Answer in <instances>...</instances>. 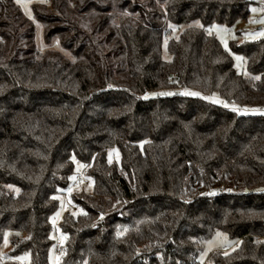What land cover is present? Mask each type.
I'll list each match as a JSON object with an SVG mask.
<instances>
[{
    "label": "trees",
    "instance_id": "obj_1",
    "mask_svg": "<svg viewBox=\"0 0 264 264\" xmlns=\"http://www.w3.org/2000/svg\"><path fill=\"white\" fill-rule=\"evenodd\" d=\"M253 3L38 0L60 51L38 48L34 21L0 0V264H52L63 193L81 213L59 223L58 264H200L217 231L238 243L210 264H264V38L231 41L245 76L209 31ZM173 25L185 27L167 60ZM76 163L92 193L70 192Z\"/></svg>",
    "mask_w": 264,
    "mask_h": 264
},
{
    "label": "rangeland",
    "instance_id": "obj_2",
    "mask_svg": "<svg viewBox=\"0 0 264 264\" xmlns=\"http://www.w3.org/2000/svg\"><path fill=\"white\" fill-rule=\"evenodd\" d=\"M38 0H16V2L22 8L24 14L35 23L36 27V43L38 48L45 50L47 48L56 49L62 51L59 40L55 38L50 44H46L44 40L43 26L40 22L34 19L32 4ZM193 24L201 25L200 21H195ZM173 31L171 36H168L164 39L163 43V57L167 60L171 59V56L168 51V41L170 38H176L179 36L182 29L185 25L180 26L173 25ZM209 31L213 33L219 39L220 43L231 52L236 70L239 73L248 76L249 72L247 70L244 57L241 54L234 53L231 50L230 43L231 41L237 39L239 42L244 41H254L264 38V0H254V3L250 7V14L247 20L238 21L233 26H227L223 24L214 23L209 27ZM239 57L240 59H237ZM156 93H149L148 96H155ZM109 159L112 162L120 163L121 157L120 152L117 148H113L109 153ZM76 173L80 174L82 179L76 183V187L71 189L70 192L84 191L86 193H92L93 183L91 178L86 177L82 173V166L79 163L75 165ZM60 200V209L52 217L53 231L52 237L55 240V244L50 252V260L52 264H58L60 255L57 251L58 245H61L65 242L66 237L63 235L59 229V223L65 212L69 211L74 215L81 213V210L75 206L69 198V193H63L59 195ZM218 233L220 235H218ZM238 241L232 239L228 234L217 231L210 238L204 241L203 250L199 255L200 264H210L209 256L214 252H229L233 251L236 248ZM10 248L9 234L6 235L3 246L0 249V254L5 257ZM21 264H30L29 255H22L20 258Z\"/></svg>",
    "mask_w": 264,
    "mask_h": 264
},
{
    "label": "snow or ice",
    "instance_id": "obj_3",
    "mask_svg": "<svg viewBox=\"0 0 264 264\" xmlns=\"http://www.w3.org/2000/svg\"><path fill=\"white\" fill-rule=\"evenodd\" d=\"M18 2H19V0H18ZM260 35H264V33H260ZM237 59H240L239 57H237ZM256 79H259V77H255ZM186 95H199V93H194V92H192V93H185ZM162 95H169V93H163ZM226 106V105H225ZM253 111H259V112H261V114H264V110H253ZM261 191H264V190H261ZM218 235H220L219 233H218Z\"/></svg>",
    "mask_w": 264,
    "mask_h": 264
},
{
    "label": "built area",
    "instance_id": "obj_4",
    "mask_svg": "<svg viewBox=\"0 0 264 264\" xmlns=\"http://www.w3.org/2000/svg\"><path fill=\"white\" fill-rule=\"evenodd\" d=\"M82 179V177H81V175H78L77 177H76V181H79V180H81ZM3 258V257H2ZM3 260H4V258H3ZM23 264V263H22Z\"/></svg>",
    "mask_w": 264,
    "mask_h": 264
}]
</instances>
